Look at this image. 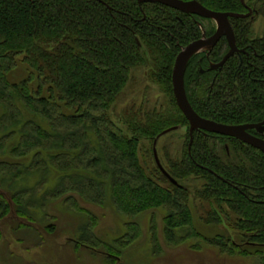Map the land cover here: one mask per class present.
Segmentation results:
<instances>
[{"label": "trees", "instance_id": "obj_1", "mask_svg": "<svg viewBox=\"0 0 264 264\" xmlns=\"http://www.w3.org/2000/svg\"><path fill=\"white\" fill-rule=\"evenodd\" d=\"M198 1L215 11L253 12L230 18L238 47L249 55L232 56L212 88H204L199 56L191 59L184 78L189 102L217 122L263 120L264 35H254L253 24L264 17V0ZM204 30L214 32L210 19L160 3L0 0V222L13 211L29 226L48 220L45 229L53 232L56 218L47 207L61 201L82 217L75 245L100 249L118 261L142 235L140 214L163 208L168 244L197 239L220 253L264 264V153L206 131H194L189 145V122L174 97L176 56ZM227 51L223 38L210 58L220 61ZM140 66L150 67L169 105L126 112L122 127L111 109L131 70ZM173 126L187 128L182 155L162 164L176 184L154 157V141L157 147L164 136L159 134ZM143 140L151 144L152 168L143 164ZM189 179L202 181L194 196L208 208L200 219L225 232L207 236L195 226ZM83 203L112 204L126 218L125 232L111 240L98 236L99 217ZM149 230L155 252L160 249L155 211ZM2 233L0 228V239Z\"/></svg>", "mask_w": 264, "mask_h": 264}, {"label": "rangeland", "instance_id": "obj_2", "mask_svg": "<svg viewBox=\"0 0 264 264\" xmlns=\"http://www.w3.org/2000/svg\"><path fill=\"white\" fill-rule=\"evenodd\" d=\"M254 35H264V17L258 16L253 24ZM149 66H140L131 70L130 79L121 96L111 109L112 118L124 127L122 117L126 112L136 109L165 110L169 105V97L162 87L150 78ZM22 69L17 71L21 75ZM131 105L136 108L131 110ZM187 128L182 127L168 132L157 144L156 151L163 165L169 163V158H179L186 145ZM150 142H141L143 164L148 168L154 165L147 150ZM192 191L191 207L194 214L195 226L207 236L225 232L224 228L206 225L201 219L208 204L194 196L196 188L202 184L201 180L189 179L185 181ZM98 217L99 223L96 233L103 239L111 240L125 232V217L118 213L110 203L105 206L83 203ZM61 201L48 205L50 214L56 219L53 232L47 231L48 220L38 223L18 218L12 211L0 222L2 238L0 239V264H256L253 257L227 255L220 253L217 248L197 239H189L178 245H170L165 239L163 231V216L165 209L158 208L147 211L137 218L142 228V235L116 261L104 256L99 250H92L84 246H76L73 241L77 236V227L82 219L80 213H74L64 208ZM157 214L159 245L161 251H153L150 241L149 221L150 213ZM129 219V218H128ZM50 222V221H49ZM23 224L22 226H19ZM38 228V231L36 230ZM195 244H201L196 248Z\"/></svg>", "mask_w": 264, "mask_h": 264}, {"label": "water", "instance_id": "obj_3", "mask_svg": "<svg viewBox=\"0 0 264 264\" xmlns=\"http://www.w3.org/2000/svg\"><path fill=\"white\" fill-rule=\"evenodd\" d=\"M139 2L161 3L184 13L196 14L204 18L212 19L216 22L217 28L215 33L209 37L196 39L183 47L182 50L178 53L173 66V93L177 106L189 122V145L193 140L194 131L204 130L237 138L245 143L254 146L264 153V139L252 135L248 132V129L252 128H255L259 131L264 129V121L260 123L226 124L202 117L194 110L191 103L189 102L184 85L185 70L190 58L202 50H211L222 36H225L227 38L230 48L223 59L214 67L222 66L235 52L239 51L236 41V35L230 22V18L248 17L252 14L253 10L249 8L247 13L215 11L206 7L198 0H139ZM242 2H245V0H242ZM175 129H177L176 126L170 127L162 131V133H160L158 137L163 136ZM156 142L157 139L154 141V157L158 167L173 183H178L173 177L170 176V174L165 170L162 163L160 162L156 151Z\"/></svg>", "mask_w": 264, "mask_h": 264}, {"label": "flooded vegetation", "instance_id": "obj_4", "mask_svg": "<svg viewBox=\"0 0 264 264\" xmlns=\"http://www.w3.org/2000/svg\"><path fill=\"white\" fill-rule=\"evenodd\" d=\"M138 2H139V0H137ZM140 3V2H139ZM142 3H149V2H142ZM142 3H140V4H142ZM161 4V3H160ZM164 5V4H163ZM169 7V6H168ZM172 8V7H171ZM174 9V8H173ZM175 10H177V9H175ZM177 11H179V10H177ZM180 12H182V11H180ZM182 13H184V12H182ZM186 14H188V13H186ZM189 15H195V16H198V15H196V14H189ZM199 17H201V16H199ZM202 18H204V17H202ZM206 19H209V18H206ZM212 22H213V24H214V27H215V30H214V32L212 33V34H210V35H207L206 34V32H205V30L204 31H202V36L200 37V38H202V37H209V36H211V35H213L214 33H215V31H216V28H217V25H216V22L214 21V20H212V19H210ZM200 27L202 28L203 26H202V24L200 23ZM223 38H225L226 39V41H227V43H228V40H227V38L225 37V36H222L219 40H218V42L213 46V48L211 49V50H208V49H206V50H202V51H200V52H198L197 54H195L194 56H192L191 58H190V60H189V62L191 61V59L192 58H194V57H196V56H199V58H198V62L201 64L200 65V67H199V72L203 75V76H205V83H204V88H209V87H213L214 86V84H215V82H216V79H217V77H218V75H219V73H220V71L222 70V68L224 67V65L227 63V61L232 57V56H234L235 54H238V56H240L241 57V54H246V55H249V51H247V49H246V47H238L239 48V51L238 52H235L222 66H219V67H214L215 65H217L222 59H223V57L226 55H224L223 57H222V59L220 60V61H213L211 58H210V53L212 52V50L218 45V43L223 39ZM197 39H199V38H197ZM196 40V39H195ZM194 41V40H193ZM237 41V40H236ZM192 42V41H191ZM189 44V43H188ZM187 44V45H188ZM186 46V45H185ZM185 46H183V47H185ZM238 46V45H237ZM183 47H181V50H182V48ZM229 43H228V51H229ZM180 50V51H181ZM227 51V52H228ZM177 57V56H176ZM205 61H206V63H205ZM189 62H188V64H189ZM188 64H187V66H188ZM186 69H187V67H186ZM185 72H186V70H185ZM184 78H185V75H184ZM200 78L201 77H199V80H200ZM184 85H185V79H184ZM226 86V85H225ZM262 121H264V119L263 120H261V121H258V122H255V123H260V122H262ZM242 124H246V123H242ZM264 126V125H263ZM198 131H204V130H198ZM206 132H208V131H206ZM248 132L250 133V134H252V135H255V136H258V137H261V138H263L264 139V129H262V130H256L255 128H252V129H248ZM209 133H212V132H209ZM220 135V134H219ZM241 141V140H240ZM243 142V141H242ZM245 143V142H244ZM246 144H248V143H246ZM250 145V144H249ZM261 151V150H260Z\"/></svg>", "mask_w": 264, "mask_h": 264}]
</instances>
